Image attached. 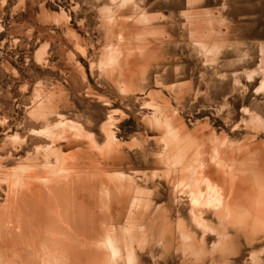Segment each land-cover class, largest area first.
Returning <instances> with one entry per match:
<instances>
[{
  "label": "rangeland",
  "instance_id": "rangeland-1",
  "mask_svg": "<svg viewBox=\"0 0 264 264\" xmlns=\"http://www.w3.org/2000/svg\"><path fill=\"white\" fill-rule=\"evenodd\" d=\"M137 252L264 264V0H0V264Z\"/></svg>",
  "mask_w": 264,
  "mask_h": 264
},
{
  "label": "crops",
  "instance_id": "crops-1",
  "mask_svg": "<svg viewBox=\"0 0 264 264\" xmlns=\"http://www.w3.org/2000/svg\"><path fill=\"white\" fill-rule=\"evenodd\" d=\"M209 177H211L213 180L215 179L214 178V176H216V179H218L219 177V174L217 173L216 175L215 174H213V173H211V171H209V175H208ZM207 180H208V182H209V179H208V177H207ZM231 182V181H230ZM230 182L227 184V185H223V186H220V183L218 182L217 184H215V183H212V182H209L213 187H218V190H219V195L221 196V198H223V195L225 196V195H227V198L229 197H231V195L229 194V184H230ZM245 189H247V188H244V190ZM238 190H240L239 188H238ZM221 193V194H220ZM222 212H225V211H218L216 214H220V213H222ZM82 227H83V225H82ZM81 227V228H82ZM80 228V229H81ZM84 228V227H83ZM133 253L131 252V253H129L128 255H127V260L129 261V262H131V261H133ZM140 256H139V253L137 252V257H136V260H135V262H134V264H142L141 262H140Z\"/></svg>",
  "mask_w": 264,
  "mask_h": 264
},
{
  "label": "bare ground",
  "instance_id": "bare-ground-1",
  "mask_svg": "<svg viewBox=\"0 0 264 264\" xmlns=\"http://www.w3.org/2000/svg\"><path fill=\"white\" fill-rule=\"evenodd\" d=\"M263 172V171H262ZM241 187H239V189H240ZM194 191V190H193ZM237 191V190H236ZM240 190H238V192H239ZM241 192V191H240ZM196 194V193H195ZM196 196V195H195ZM197 197V196H196ZM114 239V238H113ZM109 240V239H108ZM101 244V243H100ZM108 244H112V245H110V246H112V248H113V246H114V244L113 243H111V242H109ZM106 245V244H105ZM102 248L104 247V245L103 244H101L100 245ZM115 246H116V243H115ZM113 251L115 252V253H117L118 252V250H116V249H114L113 248Z\"/></svg>",
  "mask_w": 264,
  "mask_h": 264
}]
</instances>
